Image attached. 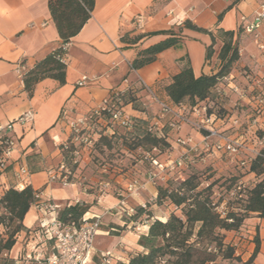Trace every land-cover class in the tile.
<instances>
[{"label": "crops", "instance_id": "crops-1", "mask_svg": "<svg viewBox=\"0 0 264 264\" xmlns=\"http://www.w3.org/2000/svg\"><path fill=\"white\" fill-rule=\"evenodd\" d=\"M93 1L94 8L89 20L67 45L65 83L59 85L54 80L45 79L35 85L29 97L24 91L22 75L53 51L61 40L50 17L47 0H0V122L13 121L28 110L35 113L30 128L14 127L17 139L14 163L0 177L1 197L19 180L15 175V168L24 165L30 172L24 187L29 186L38 196L23 219L24 231L17 235L15 245L8 253L10 263L27 264L29 262L26 258L31 257L40 262L30 263L43 264V256L52 252L53 242L34 228H38L41 218L49 220L48 213L40 206L43 201L58 206L59 211L74 204L83 205L87 207L84 219L101 216L106 210H110L109 217L104 219L121 228L126 226L124 221L118 220L123 209L132 208L127 201L110 193H88L78 183L64 185L61 182H48L49 166L60 163L53 139L60 142L67 139L69 122L82 118L101 106L111 92L124 89L135 93V97L144 105L139 111L127 106L125 109L132 117L144 119L148 112L153 116L158 107L149 101L142 84L154 96L166 100L164 87L170 84L171 78L180 71L184 63H189L194 77L210 76L219 67L214 53L209 60L205 59L206 47L211 44L210 37L183 29L181 35L184 39L179 46L161 52L150 65L130 71L129 65L136 51L158 43L165 36L146 37L134 45L121 42V38L127 34H157L171 30L177 32L185 21L211 32L213 36L218 30L236 32L241 18L252 20L259 6L264 5V0ZM137 20L139 26L136 25ZM260 33L264 38V24ZM238 42L239 64L263 81L264 60L258 55L251 36L242 33ZM83 77L86 80L82 86H78ZM262 88L264 93V81ZM188 132L190 130L186 133ZM136 177H141L143 186L138 196L132 197L131 203L137 206L140 201H154L155 187L145 183L144 176ZM243 179L252 184L256 182L253 174L246 175ZM127 183L125 181L122 188ZM120 200L124 201L123 206L120 205ZM55 216L56 213L54 218ZM103 226L101 224L96 236L94 254L88 264H101V255L105 253L111 254L113 264L127 262L131 254L141 251L137 245L139 237L135 233L104 229ZM241 230V235L247 239H251L256 233L258 235V252L250 264H264V220L250 215ZM146 231L147 228L142 229V234ZM110 232L116 234L110 235ZM231 237L236 238L233 234H228V238L232 239ZM98 239L103 243L101 249L97 246ZM237 240L238 238L234 244L244 249L239 255L241 263H245L250 259L254 245L244 241L237 243Z\"/></svg>", "mask_w": 264, "mask_h": 264}, {"label": "trees", "instance_id": "trees-1", "mask_svg": "<svg viewBox=\"0 0 264 264\" xmlns=\"http://www.w3.org/2000/svg\"><path fill=\"white\" fill-rule=\"evenodd\" d=\"M47 6L61 43L44 59L37 62L33 68L22 75L24 91L29 97L32 95L35 85L45 79L54 80L59 85L65 83V64L60 63L59 58H65L66 49H63L64 46L68 45L70 39L75 37L89 20L94 8V1L47 0ZM183 29L206 34L210 37L211 44L205 50V59L209 60L212 56L215 36L211 32L198 28L189 21H185L177 32L171 30L157 34L132 36L127 34L123 36L121 42L129 45L137 44L143 38L153 35L165 36L158 43L137 50L134 59L129 65V70L135 71L150 65L161 52L179 46L184 39L181 35ZM216 33L222 42V47L218 54L220 63L217 72L210 76L201 75L194 77L189 63H184L180 71L171 78L170 84L164 87L167 99L159 100L172 106L183 104L190 110L204 103L210 106L209 112L214 113L218 118H222L225 115V112H223L224 105L221 102L222 98L217 95V90L223 87L225 84L223 79L231 73L232 66L239 59L237 55L239 50L238 38L245 32L239 26L236 32L218 30ZM111 93L109 94L110 97ZM132 95L136 101H139L135 97V93L129 89L118 91L122 106H132L131 102L126 101V98ZM241 109L246 110V107L241 106ZM135 110L139 111V109ZM132 118L134 124L130 130L140 125L145 132L142 141L144 144L149 145V148H146L147 150L145 151L155 148L157 150L155 157L157 158L161 154L162 146L166 147L167 151L172 149L166 138H158L148 133L147 129L152 116H146L144 119L139 117ZM106 121H108V115L103 112L101 114V122ZM164 133L167 137L166 129ZM109 135L108 138L114 133ZM100 139L101 137H99L98 141ZM98 141L96 140V143ZM141 147L139 146L138 148ZM74 149L75 147L72 144L69 145V149L66 151L61 149L64 161L73 158L72 152ZM157 159L159 160L160 158L158 157ZM249 173L254 174L257 182L252 188L245 189L241 194L232 195L231 191L236 183ZM69 178L67 176L68 181ZM196 179L197 177L192 175L176 188H170L169 186L174 179L164 184H156V197L153 205L162 200H168L175 208H181L182 217L171 213L167 219L155 218V220H152L151 223L147 224L146 233L138 238L137 245L141 248V251L131 254L127 262H117L116 264H213L218 257L222 260H234L239 264L251 263L258 252L259 240L257 233L253 235L254 250L250 259L245 263H241V260L235 256V245L225 243L223 236L219 232H231L234 235L242 236L241 229L250 215H256L264 220V168L261 165V161L255 160L248 170L233 167V174L229 179L236 183L234 186L231 185L230 188L223 190L222 194L227 193L230 197L237 196L242 200L239 201L238 212H231L228 210L230 207L228 205L227 207L225 206L226 213H224L223 217L215 210L219 203L224 202L221 196L219 200L213 202L216 193L219 194L218 188L212 183L203 186V182L197 183L195 182ZM199 185L202 186L201 189H199ZM36 195L37 192L27 186L21 191L9 188L0 197V208L2 209L0 228L3 230V232H0V264L7 262L2 257L3 254H8L11 251L15 245L18 233L24 230L23 219L36 203ZM145 209L136 207L134 214L129 216L128 221L135 223L136 218L144 213ZM86 213L87 207L74 204L61 209L57 214V220L66 225H78ZM27 264L32 263L29 262Z\"/></svg>", "mask_w": 264, "mask_h": 264}, {"label": "built area", "instance_id": "built-area-1", "mask_svg": "<svg viewBox=\"0 0 264 264\" xmlns=\"http://www.w3.org/2000/svg\"><path fill=\"white\" fill-rule=\"evenodd\" d=\"M139 24V20H137L136 25L139 26ZM263 24L264 5L259 6L252 20L249 21L246 18L240 19V26L243 28L245 34L251 36L258 55L264 60V38L260 33ZM63 49H67V45ZM59 62L65 64V58H59ZM238 79L244 84L243 87L236 82ZM85 80L86 78L83 77L78 86H82ZM263 81L254 77L249 71L236 75L230 73L225 77L223 79L225 84L217 90V95L220 97H234L236 99L235 105L238 109L235 107L234 111L225 114L222 118H218L214 113H210V106L204 103L192 110L183 104L176 106L169 105L159 100L142 84L143 89L148 93L149 99L158 107L156 114L150 119L149 128L147 129L148 133L158 138H166L164 133L166 129L168 133L174 135L172 143L181 150L179 156L172 157L169 154L165 162L159 161L155 157L157 153L155 148H152L148 152H144L141 148H138V151L141 153V161L147 165L143 173L145 183L154 187L157 183L164 184L168 181L167 178L171 172L188 170L193 166L194 158L198 157L203 164L209 162L213 157L224 158L233 167L246 170H248L255 160H260L264 168ZM111 97L108 95L101 106L90 111L84 117L69 122L67 127L71 134L63 142L58 143L53 139L55 145H58L65 151L69 149L70 144L74 145L73 157L78 156L81 150L92 148L96 142V139L93 138L96 137V134L91 137L87 134V130L90 129L92 122H101V114L103 112L108 115V123L111 128L116 127L130 130L134 124L133 118L126 111V107L122 106L118 91L112 92ZM241 106H245L246 110H242ZM34 118L35 113L32 110H28L13 121L0 122V177L4 176L14 163L13 154L17 150L14 127L28 129L32 126ZM182 126H189L194 132L196 131L195 134L198 135V140H195L190 134L181 136L179 132ZM111 128H107L106 134H112V131L110 132ZM62 168L63 166L61 165L60 169ZM14 172L19 180L13 186V189L21 191L25 188V180L30 176V172L24 165L17 166ZM251 174L249 173L248 175ZM47 176L49 183L61 182L64 185L67 184L65 175L55 176L53 172L49 171L47 172ZM142 186L143 184L138 179H131L125 185L124 192L130 197L138 196V192L142 189ZM248 186H250L248 181H244V179L239 180L231 191L232 195L241 194ZM35 198L38 199V196L36 195ZM123 202V200H120L121 206H123ZM40 206L48 214L52 212L56 213L52 224L44 217L38 222L39 230L49 241L53 242L51 247L52 252L45 257L43 256V264H88L94 254V244L102 224V216L91 219L82 218V221L78 225H66L57 220L58 206L48 201L41 202ZM138 207L145 209L146 205L145 203H141ZM215 210L223 217L225 215V202L219 203L215 207ZM108 212L110 210H106L104 215L108 214ZM134 212L135 208L123 209V213H126L128 217L134 214ZM130 224L136 226L134 229L136 232L147 228V222ZM2 257L7 260L5 264H17L15 262L8 263V254H3ZM26 261L40 262V260L31 257H27ZM101 264H113V258L110 253L101 255Z\"/></svg>", "mask_w": 264, "mask_h": 264}, {"label": "rangeland", "instance_id": "rangeland-1", "mask_svg": "<svg viewBox=\"0 0 264 264\" xmlns=\"http://www.w3.org/2000/svg\"><path fill=\"white\" fill-rule=\"evenodd\" d=\"M221 47H222L221 39L218 37V34L216 33L215 42L212 47V56L214 53L218 63H220L218 60V54L221 50ZM239 53L240 51L238 50L237 52L238 58L240 56ZM247 70H248L247 68L242 67L237 61L232 66L231 73L236 75L244 71L248 72ZM236 82L239 83L240 86L242 87L244 86L241 80L238 79L236 80ZM221 98H222L221 102H223L222 105H224L223 108L224 110L223 112H225L224 114H228L234 111L236 107L235 105L236 99L230 96H221ZM126 101L131 102L132 107L135 109L144 108V105H142L140 101H136L133 95L128 96L126 98ZM149 101L152 102L150 99ZM146 116L150 117L152 116V114L148 112ZM108 127L111 128L108 121L100 122V123L92 122L90 124V129L87 130V134H89L91 137L94 136V134H96V137L93 138H95L98 141L99 137H101L100 141H98L97 143L95 142L94 146L90 149L81 150V153L78 156H74L71 160L64 161L61 148L58 145H56L55 148L58 150L60 156V160H59L60 163L58 164L55 163L50 165L49 166L50 169L48 171L53 172L55 176L65 175L66 178L67 176L70 177L69 181L68 179L66 180L67 184L78 183L81 186H84L85 190L88 193L94 195H103L104 193H110L112 196L127 201L128 204L132 206V208H136L138 207V205L134 206V204L131 203L132 197L128 196L127 193L124 192V187L122 188V186L125 183V181L127 183V180L129 181L133 178L138 179V181L140 182L141 177L138 178L136 177L137 175L143 177V173H144L143 171L146 169L147 165L141 161L142 160L141 153L138 151V147L142 146L141 150L144 152H148L145 150H147L146 148H149V145L144 144V142L142 141L144 139L145 132L143 130V127L140 125L130 131L113 127L110 129V132L112 131L114 135L108 138V136H110L109 134H106ZM188 130H190V132H188L190 136H192L195 140H198V135L195 134L196 131L194 132V130L189 126H182L179 134L181 136L189 135L188 133H186ZM68 134L71 133L68 131ZM166 138L170 142L173 148L167 151L166 147L164 146L161 147V154L158 156L160 158L159 160L161 161H165L166 157L169 154L172 157L174 156L176 157L181 154L180 148H178L172 143V140L174 139V135L167 132ZM57 142L59 143L60 141ZM199 159H200L199 157L194 158V164L188 170L171 172L167 178V180L170 182L172 179H174L170 185L168 184L170 188L178 187L188 177L194 175L197 177L195 182L197 183L203 182L204 184L203 186H205V184L212 183V185L218 188L219 194L216 193L213 202L219 200L221 196L223 201L226 202L225 206L227 207L228 205L230 207V209H228L229 211L234 213L238 212L237 208L240 205L239 201L242 199H239V197L237 196L230 197L227 193L222 194L223 190L230 188L231 185L234 186L236 183V182L234 183L231 179H229L230 176L233 174V166L230 165L228 161H226V159L224 158L213 157L209 160V162H206L204 164L201 163ZM61 165L63 166L62 169H60ZM118 177L119 179H117ZM248 183L250 184V186H248L247 189L252 188V186L255 184V183L252 184L249 181ZM201 188L202 186L199 185V189ZM136 197L137 196H134V198ZM141 203H145L146 209L144 210V213L140 214V216L136 218L135 224H142L144 222H147V224H149L152 222V220H155V218L164 220L167 219L171 213L179 217H182L180 211L181 208L179 209L175 208L172 204H170L168 200H162L160 202H157L155 205H153L154 201L148 202L147 200H145L144 202L140 201V204ZM1 213H2V209L0 208V214ZM104 213L101 215L102 216L101 223L102 225H104L102 228L104 229L112 228L118 232L128 231L135 233L136 235H138V237L142 235V229H140L138 232L134 231L136 226L130 224V222L128 221L129 217L126 215V213H121L120 220H118L119 222L124 221L126 223V226H123L122 228L119 225H114L113 223H111L110 220H105L104 218L109 216L108 214L104 215ZM224 213H226L225 210ZM48 218H49V223L52 224L54 221V213L52 212L48 214ZM119 222H117V224ZM34 228L35 230H39V228L35 226ZM0 232H3L1 228H0ZM21 232H19L18 234H20ZM115 234H116L115 232H110V235H115ZM219 234L223 236V241L225 243L234 244L235 239L238 238V240L236 241L237 243H239L240 241H244V242H248V244L254 245L253 236L252 239L249 240L244 236L234 235L231 232L220 231ZM228 234H233V236L236 238L234 239L231 237L232 239H230L228 238ZM97 241H99V244L97 245L98 248L99 249L103 248V243L99 239ZM234 245H235L234 247L235 256L240 259L239 252L244 249L238 246V244H234ZM213 264H239V263L234 260H230V261L222 260L221 258L218 257Z\"/></svg>", "mask_w": 264, "mask_h": 264}]
</instances>
